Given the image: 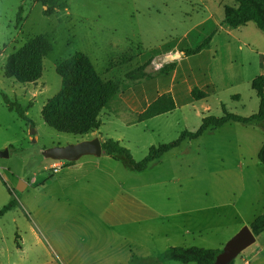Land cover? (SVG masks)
<instances>
[{
  "label": "rangeland",
  "instance_id": "374dc122",
  "mask_svg": "<svg viewBox=\"0 0 264 264\" xmlns=\"http://www.w3.org/2000/svg\"><path fill=\"white\" fill-rule=\"evenodd\" d=\"M51 3L0 0V150L9 149V157H0V209L15 202L0 217V264H128L133 257H157L172 247L222 250L264 212V166L258 159L264 122H233L209 130L143 172H135L122 158L84 156L78 163L92 164L80 168L77 180L70 178L73 185L63 191L56 180L67 168L53 174L57 161L45 158L43 151L94 138L113 139L140 162L151 147L173 142L185 130L195 132L203 118L223 116V107L242 117L256 114L260 101L246 70L248 78L259 74L257 55L238 53L235 42L228 45L230 41L213 36L215 61L210 68L218 90L207 105L192 100L189 84L179 81L173 93L176 109L137 123L151 102L137 97L150 92L151 80L167 81L171 73L160 70L181 58L166 63L163 53L176 45L201 44L209 36L202 38L205 28L199 27L209 15L207 8L219 15L222 5L234 6L235 0ZM49 6L52 11L46 13ZM249 25L257 31L253 46L264 47V34L254 23ZM41 35L52 45L42 77L27 84L7 78L8 57ZM78 52L91 59L103 80L119 86L100 114V130L86 136L58 132L42 117L45 104L62 88L58 64ZM241 56L251 68H241ZM149 60L147 79L132 74ZM4 94L27 111L29 122L8 109ZM21 182L29 185L23 191L18 190ZM234 264H264V233Z\"/></svg>",
  "mask_w": 264,
  "mask_h": 264
},
{
  "label": "trees",
  "instance_id": "16d2710c",
  "mask_svg": "<svg viewBox=\"0 0 264 264\" xmlns=\"http://www.w3.org/2000/svg\"><path fill=\"white\" fill-rule=\"evenodd\" d=\"M57 1L60 0H42L44 5H51V2L56 3ZM235 2V6H225L223 22L232 28L254 23L257 29L264 34V0H235ZM49 11H52L50 6L46 13ZM215 33L216 31L198 46L181 49V52L187 57L201 53L210 46ZM51 51L52 45L47 37L41 35L29 40L8 57L4 67L5 76L22 84L37 82L43 74V60ZM149 63L150 60L132 74L139 73L140 79H147L145 70ZM175 67L176 63L168 64L160 70V73L170 74ZM56 71L62 78V88L43 107L44 122L58 132L73 135L85 136L100 130L102 126L100 114L118 94V84L114 81L103 80L91 59L81 52L58 64ZM149 79L151 78L149 77ZM251 87L260 101L258 112L251 117L229 113L223 107V116L203 118L201 126L195 132L185 130L177 140L151 147L147 156L140 162L133 159L129 149L113 139L102 143L103 152L115 159H124L135 172H143L152 163L158 162L165 154L181 146L183 142L197 140L209 130H216L233 122L243 125L264 122V74L257 76L252 81ZM190 94L194 101H201L208 97L205 91L197 87ZM2 96L10 111H15L21 119L29 122L26 115L27 111L20 104L12 102L5 94ZM176 107V101L170 92L161 94L143 112L138 114L137 123L171 113ZM258 159L264 166V144L258 153ZM66 163L67 166L74 164ZM14 206L15 202L11 201L2 207L0 217L4 216ZM249 227L256 237L263 234L264 212L255 218ZM220 251L199 247H172L157 257L147 259L133 257L128 264H162L170 261L181 264H214ZM231 264H234V261Z\"/></svg>",
  "mask_w": 264,
  "mask_h": 264
},
{
  "label": "crops",
  "instance_id": "0c3cea01",
  "mask_svg": "<svg viewBox=\"0 0 264 264\" xmlns=\"http://www.w3.org/2000/svg\"><path fill=\"white\" fill-rule=\"evenodd\" d=\"M227 5H222L221 9L219 10V15H216L213 10L207 8L209 12L208 17H206L199 27L205 28V32L203 34L204 38L205 36L210 35L212 32L216 31L214 38H218L220 41L227 40L231 43L228 45H231L232 42L236 43V50L238 53L244 54L247 52L249 55L256 54L257 55V76H260L264 74V47H255L253 46L254 42L253 36L256 34V29L254 27H250V23L246 26H242L239 28H232L225 24L224 21V15L223 11L224 8ZM235 6V5H234ZM190 32L187 33L184 38L189 37ZM254 44V45H255ZM231 47H229L230 49ZM235 48V47H234ZM180 45H176L174 48H170L167 51H165L164 55H170L174 52H181ZM242 57V56H241ZM215 61V55L212 49V46H209L207 49L202 51L201 53L187 57L183 53L181 55V58L176 61V67L174 71L171 73V76L167 79V81L162 82L159 80H151L149 82V85L147 89H149L150 92L146 93L142 98L137 97L138 101H144L146 98L151 99V102L146 106V108L155 101L161 94L170 92L172 95L174 93V89L176 87V84H179V81H182L184 84L188 83L189 86L187 87V90L189 93L197 87L203 91H205L208 94V97L204 100L197 101V102H205L204 104L207 105V99L210 97L212 93H216L217 83L214 80V73L213 70H211L210 66ZM242 66L244 67V64L247 65V67H252L250 63H244L245 58L242 57ZM192 62H196V65H191ZM227 67V65L225 66ZM237 69V66L235 62L233 61V70ZM247 69V68H246ZM248 72L249 70H246V79L249 80V82H252L257 76H250L248 78ZM189 78H192V82L189 83ZM191 97V94H190ZM236 99H239V96H236ZM193 100V99H192ZM145 108V109H146ZM144 109V110H145ZM143 110V111H144ZM142 111V112H143ZM94 134V133H92ZM86 136V135H85ZM100 139V138H99ZM100 141L103 143L104 141L100 139ZM104 154V153H103ZM112 157V156H111ZM113 158V157H112ZM77 166H67L64 165L62 168L61 173L64 172L63 169L67 168L66 171L59 177V179L56 180L57 185L62 189L69 188L73 185L74 182L70 181V178L74 176V179L77 180L76 174L78 175V171L80 168H82L84 165L92 164L90 161L87 162H76ZM97 167H99V163H95ZM60 172L58 174H60ZM52 176V175H51ZM35 182V179L33 180ZM29 185L26 184V188ZM47 186L44 185L42 187ZM25 188V189H26ZM257 239V237H256Z\"/></svg>",
  "mask_w": 264,
  "mask_h": 264
},
{
  "label": "water",
  "instance_id": "95a60500",
  "mask_svg": "<svg viewBox=\"0 0 264 264\" xmlns=\"http://www.w3.org/2000/svg\"><path fill=\"white\" fill-rule=\"evenodd\" d=\"M180 53L167 55L165 62L180 57ZM31 135H35V131H31ZM102 142L99 138L83 141L76 145L56 146L43 151V156L54 161H64L74 163L78 162L84 156L101 157L103 155ZM0 157H9V149L0 150ZM26 184L21 182L18 186L19 191H23ZM256 242V236L253 234L249 226L243 227L233 238H231L220 253L216 256L214 264H231L243 251L252 246Z\"/></svg>",
  "mask_w": 264,
  "mask_h": 264
},
{
  "label": "built area",
  "instance_id": "2783aa9c",
  "mask_svg": "<svg viewBox=\"0 0 264 264\" xmlns=\"http://www.w3.org/2000/svg\"><path fill=\"white\" fill-rule=\"evenodd\" d=\"M64 165V161H57L56 163H54L51 167L53 174H58L62 170Z\"/></svg>",
  "mask_w": 264,
  "mask_h": 264
},
{
  "label": "flooded vegetation",
  "instance_id": "af4514ba",
  "mask_svg": "<svg viewBox=\"0 0 264 264\" xmlns=\"http://www.w3.org/2000/svg\"><path fill=\"white\" fill-rule=\"evenodd\" d=\"M59 146H61V145H59Z\"/></svg>",
  "mask_w": 264,
  "mask_h": 264
}]
</instances>
